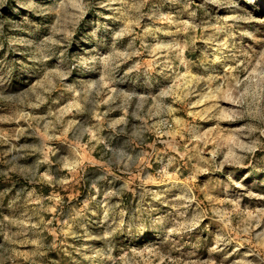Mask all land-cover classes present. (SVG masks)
<instances>
[{"label": "rangeland", "instance_id": "1", "mask_svg": "<svg viewBox=\"0 0 264 264\" xmlns=\"http://www.w3.org/2000/svg\"><path fill=\"white\" fill-rule=\"evenodd\" d=\"M0 264H264V0H0Z\"/></svg>", "mask_w": 264, "mask_h": 264}]
</instances>
